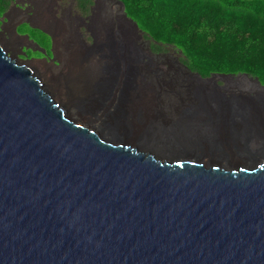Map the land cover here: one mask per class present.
<instances>
[{"label":"water","instance_id":"obj_1","mask_svg":"<svg viewBox=\"0 0 264 264\" xmlns=\"http://www.w3.org/2000/svg\"><path fill=\"white\" fill-rule=\"evenodd\" d=\"M25 22L54 51L55 30ZM23 53L0 37V264H264L258 78L197 74L231 79L221 99L138 133L143 112L123 95L110 103L115 77L77 106L99 123L84 122Z\"/></svg>","mask_w":264,"mask_h":264},{"label":"rangeland","instance_id":"obj_2","mask_svg":"<svg viewBox=\"0 0 264 264\" xmlns=\"http://www.w3.org/2000/svg\"><path fill=\"white\" fill-rule=\"evenodd\" d=\"M12 5L9 19L0 18V37L14 42L15 48L11 52L18 56L23 50L19 56L22 61H30L33 67L35 63H42L48 74L60 81L67 73L65 64L76 47L84 58H104V78L100 86L115 77V98L110 103L116 102V96L123 95L130 104L127 111L135 109V118L136 113L143 112L142 123L134 121L138 133H141V126L144 128L143 120L145 126L153 122L169 127L185 111L198 106L201 100H209L211 96L220 100L223 95L218 87L225 85L229 78L202 80L182 63V54L176 48L166 46L163 51L153 50V42L126 16L118 0H92V4L87 6L82 5L81 0H19ZM26 20L55 30L54 51L43 52L30 43L34 41L43 48L27 30L28 26L38 29ZM15 26H18V36H28L30 42L14 34ZM112 69L115 76L107 73ZM64 84L74 89L69 80ZM129 84H132L131 89L125 93V85ZM100 86L94 89L92 98L81 99L78 105L95 103L100 97ZM116 89H120L117 95ZM77 106L71 109L73 117L88 122L87 116L92 115L86 113L81 116Z\"/></svg>","mask_w":264,"mask_h":264},{"label":"trees","instance_id":"obj_3","mask_svg":"<svg viewBox=\"0 0 264 264\" xmlns=\"http://www.w3.org/2000/svg\"><path fill=\"white\" fill-rule=\"evenodd\" d=\"M118 1L124 4L127 17L153 42V50L176 48L192 73L202 78L247 74L264 85V0ZM81 2L92 4V0ZM9 6L10 0H0V18ZM27 30L51 51L43 32L29 26Z\"/></svg>","mask_w":264,"mask_h":264},{"label":"bare ground","instance_id":"obj_4","mask_svg":"<svg viewBox=\"0 0 264 264\" xmlns=\"http://www.w3.org/2000/svg\"><path fill=\"white\" fill-rule=\"evenodd\" d=\"M5 44L11 50L15 48L13 41H5ZM77 48L78 47L73 49V52L70 55V60L65 64L67 73L61 78V81L60 79L56 80L52 78L48 74L46 66L42 63H35L34 65L38 73H41L40 75L44 83L52 89L58 100L65 102L68 105L70 110L78 105L79 100L92 98L91 95H94L95 93L94 89L100 86L101 80L104 78L102 68L106 63L104 58H84L85 56L83 57L79 52V48L78 50ZM67 80L72 83V86L74 85V89L67 88L64 84ZM119 90L120 89L115 90L116 95ZM87 119L92 120L96 124L99 123L98 119L96 120L93 116L89 115L87 116Z\"/></svg>","mask_w":264,"mask_h":264},{"label":"flooded vegetation","instance_id":"obj_5","mask_svg":"<svg viewBox=\"0 0 264 264\" xmlns=\"http://www.w3.org/2000/svg\"><path fill=\"white\" fill-rule=\"evenodd\" d=\"M17 2H19V0H17ZM17 2H15L14 0H10V6H9V8H8V10L6 11V12H9L10 10H11V8L13 7V5L12 4H16ZM46 35V34H45ZM48 38H49V40H50V47H49V49L50 50H52V48H53V40L51 39V37L50 36H48V35H46Z\"/></svg>","mask_w":264,"mask_h":264}]
</instances>
